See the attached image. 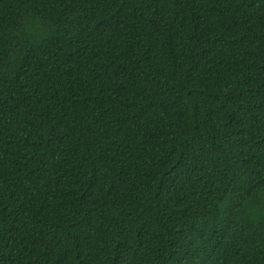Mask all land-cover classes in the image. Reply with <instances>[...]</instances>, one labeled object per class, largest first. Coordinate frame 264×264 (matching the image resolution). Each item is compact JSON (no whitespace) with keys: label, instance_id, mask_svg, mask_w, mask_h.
Listing matches in <instances>:
<instances>
[{"label":"trees","instance_id":"trees-1","mask_svg":"<svg viewBox=\"0 0 264 264\" xmlns=\"http://www.w3.org/2000/svg\"><path fill=\"white\" fill-rule=\"evenodd\" d=\"M0 264H264V0H0Z\"/></svg>","mask_w":264,"mask_h":264}]
</instances>
